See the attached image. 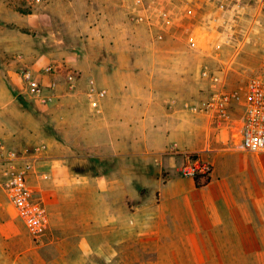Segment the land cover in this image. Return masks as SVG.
Instances as JSON below:
<instances>
[{"label":"crops","instance_id":"1","mask_svg":"<svg viewBox=\"0 0 264 264\" xmlns=\"http://www.w3.org/2000/svg\"><path fill=\"white\" fill-rule=\"evenodd\" d=\"M65 1L70 22L90 24L77 38H94L100 57L115 59L92 64L83 54L72 65L24 67L56 83L47 103L33 98L39 113L31 131L17 126L20 119L12 127L6 116L14 99L0 95V139L30 148L29 183L50 214L48 232L34 239L0 187V264H228L234 249L243 263L257 262L264 156L244 151L234 129L182 107L197 90L189 40L165 31L148 33L141 50L129 44L138 39L127 17L142 14L148 0ZM21 62L16 55L6 64L13 84L22 81ZM49 65L54 71L45 75ZM91 79L107 92L99 111L86 96ZM192 153L213 165L203 187L180 172Z\"/></svg>","mask_w":264,"mask_h":264},{"label":"built area","instance_id":"2","mask_svg":"<svg viewBox=\"0 0 264 264\" xmlns=\"http://www.w3.org/2000/svg\"><path fill=\"white\" fill-rule=\"evenodd\" d=\"M207 11L216 15L207 16ZM133 20L146 23L151 31H159V36L177 26L180 20L194 21L193 27L186 28L187 32L183 34L192 47L197 48L203 38L215 33L217 39L212 47L217 46L219 50L223 44L237 42L233 44H236L238 53L252 28L259 26L264 30V0H148L144 3L143 13ZM246 21L250 26L244 29ZM53 71L49 65L44 74ZM20 75L28 95L41 103L49 101V92L56 88L55 82L46 85L30 68H23ZM199 77L207 86L206 98L202 102L185 101L182 107L207 118L217 129H234L240 135L244 151L264 154V46L257 72L239 89H229L227 71L216 70L209 64L201 66ZM106 94L95 80H89L86 96L92 109L99 111V101ZM237 110L239 116H236ZM31 152L30 148H14L0 139V187L29 234L34 239H42L50 227V214L29 183L34 168ZM212 171L209 159L192 153L187 155L180 172L183 177L207 184Z\"/></svg>","mask_w":264,"mask_h":264},{"label":"rangeland","instance_id":"3","mask_svg":"<svg viewBox=\"0 0 264 264\" xmlns=\"http://www.w3.org/2000/svg\"><path fill=\"white\" fill-rule=\"evenodd\" d=\"M79 1L76 0V3L80 4ZM78 10L83 18L84 7L81 6ZM68 12H70V7L67 6L65 0H0V95L5 91L8 98L14 99L13 104L8 106L6 116L8 122L13 125L12 127L15 126L14 119L16 121L20 119L22 125L21 122L20 124L17 122V126L24 131H31L36 125L38 127V123L34 120L32 114L37 115L39 113L33 97L26 93L23 81L13 84L5 77L7 73L6 64L8 65V61L13 56H21L22 69L34 64L44 65L52 60L71 64L73 58L83 59L85 57L83 54L87 56L88 63L92 64H95L97 60L114 61L115 59L110 55L100 57L101 47L94 38L87 41L78 39L76 35L81 25L70 22ZM132 15L129 14L127 17V27L134 32L135 38L138 40L134 41V44H129L141 50L142 47H147V42L142 41V38L147 37L148 39L150 36L148 33L152 34V38H157L159 31H151L146 23H136L132 19ZM208 15L216 14L213 11L212 13L207 11ZM247 17L250 18V15L248 14ZM192 22L190 20H180L177 26L170 28V33L184 38L183 34L187 32L186 28L193 27ZM87 25L90 24H82V31ZM243 26L244 29H247L250 24L246 21ZM123 27L125 26L123 25ZM216 39L217 35L211 33V35L200 41L197 48H191L193 53L192 75L193 81L197 82V90L195 99L192 101L186 100L190 103L194 101L202 102L208 94L206 84L199 77L202 65L209 64L216 70H226L229 89L243 87L249 77L253 76L259 68L260 56L264 46L263 28L259 26L252 28L251 34L245 40L243 38L244 42L238 53L236 52V44H233L237 42L228 45L223 44L219 50L217 46L212 47ZM183 41L185 42V44L183 43L185 49H190L187 41ZM83 42L84 45H82ZM139 58L142 60V57ZM132 59L135 60L134 57ZM138 64L142 65L141 62H138ZM18 72L20 74L21 70ZM239 115L240 111L237 110L236 116ZM237 125L240 127L239 123ZM234 138L239 141L240 135L235 134ZM261 155L264 156V154ZM234 251L228 264H264V256L256 258L257 262L255 263H243L242 252L238 250V255L235 256Z\"/></svg>","mask_w":264,"mask_h":264},{"label":"trees","instance_id":"4","mask_svg":"<svg viewBox=\"0 0 264 264\" xmlns=\"http://www.w3.org/2000/svg\"><path fill=\"white\" fill-rule=\"evenodd\" d=\"M195 183H196V186H197V187H203V186L206 185V184L201 183V182L198 181L197 179L195 180Z\"/></svg>","mask_w":264,"mask_h":264}]
</instances>
